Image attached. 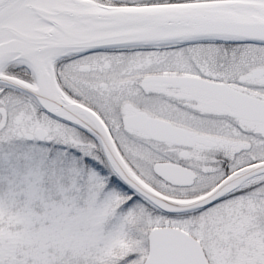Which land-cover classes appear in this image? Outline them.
Instances as JSON below:
<instances>
[{
    "label": "snow or ice",
    "instance_id": "1",
    "mask_svg": "<svg viewBox=\"0 0 264 264\" xmlns=\"http://www.w3.org/2000/svg\"><path fill=\"white\" fill-rule=\"evenodd\" d=\"M0 264H264V0H0Z\"/></svg>",
    "mask_w": 264,
    "mask_h": 264
}]
</instances>
